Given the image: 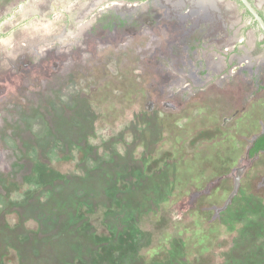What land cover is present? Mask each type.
I'll list each match as a JSON object with an SVG mask.
<instances>
[{"label": "rangeland", "instance_id": "rangeland-1", "mask_svg": "<svg viewBox=\"0 0 264 264\" xmlns=\"http://www.w3.org/2000/svg\"><path fill=\"white\" fill-rule=\"evenodd\" d=\"M263 130L236 0H11L0 264H264Z\"/></svg>", "mask_w": 264, "mask_h": 264}, {"label": "water", "instance_id": "water-1", "mask_svg": "<svg viewBox=\"0 0 264 264\" xmlns=\"http://www.w3.org/2000/svg\"><path fill=\"white\" fill-rule=\"evenodd\" d=\"M238 2L245 8V10L252 17L253 22H255L258 28L261 30L264 36V20L257 13V10L253 7L249 0H238Z\"/></svg>", "mask_w": 264, "mask_h": 264}, {"label": "trees", "instance_id": "trees-1", "mask_svg": "<svg viewBox=\"0 0 264 264\" xmlns=\"http://www.w3.org/2000/svg\"><path fill=\"white\" fill-rule=\"evenodd\" d=\"M4 1H7V0H4ZM199 136L204 137V139H205V137H207V135H205L204 133L203 134L200 133ZM199 136H198V138H199ZM260 149H264V131L259 136H257V138L255 139V141L253 142V144L251 145V147L248 150V155L253 156Z\"/></svg>", "mask_w": 264, "mask_h": 264}, {"label": "flooded vegetation", "instance_id": "flooded-vegetation-1", "mask_svg": "<svg viewBox=\"0 0 264 264\" xmlns=\"http://www.w3.org/2000/svg\"><path fill=\"white\" fill-rule=\"evenodd\" d=\"M11 0H7V1H4V0H1L0 1V6H3V5H5V4H8L9 2H10ZM250 1V0H249ZM236 2H238V0H236ZM239 3V2H238ZM250 3L253 5V7L257 10V13L262 17V19L264 20V15L259 11V9L250 1ZM240 4V3H239ZM241 5V4H240ZM242 6V5H241ZM242 8L244 9V11L249 15V13L245 10V8L242 6ZM250 16V15H249ZM250 19H251V22L253 23V24H255L256 26H257V24L255 23V22H253V20H252V17L250 16ZM258 27V26H257ZM259 29V28H258ZM260 30V29H259ZM260 32H261V30H260ZM262 33V32H261ZM262 35H263V33H262ZM263 39H264V36H263ZM264 131V130H263ZM262 131V132H263ZM257 138V137H256ZM256 138H254V140H253V142L255 141V139ZM253 142H252V144H253ZM251 144V145H252ZM258 152H264V149H260V150H258Z\"/></svg>", "mask_w": 264, "mask_h": 264}, {"label": "bare ground", "instance_id": "bare-ground-1", "mask_svg": "<svg viewBox=\"0 0 264 264\" xmlns=\"http://www.w3.org/2000/svg\"><path fill=\"white\" fill-rule=\"evenodd\" d=\"M212 4V3H211Z\"/></svg>", "mask_w": 264, "mask_h": 264}]
</instances>
